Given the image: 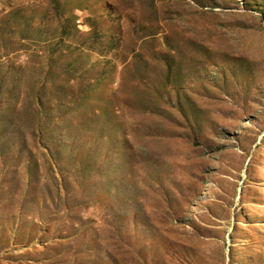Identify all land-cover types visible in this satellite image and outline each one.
I'll return each instance as SVG.
<instances>
[{"label": "rangeland", "instance_id": "obj_1", "mask_svg": "<svg viewBox=\"0 0 264 264\" xmlns=\"http://www.w3.org/2000/svg\"><path fill=\"white\" fill-rule=\"evenodd\" d=\"M0 264H264V0H0Z\"/></svg>", "mask_w": 264, "mask_h": 264}]
</instances>
